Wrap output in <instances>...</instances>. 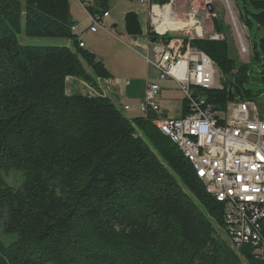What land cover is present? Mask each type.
I'll return each mask as SVG.
<instances>
[{
	"label": "trees",
	"instance_id": "trees-1",
	"mask_svg": "<svg viewBox=\"0 0 264 264\" xmlns=\"http://www.w3.org/2000/svg\"><path fill=\"white\" fill-rule=\"evenodd\" d=\"M108 1L95 0L91 14L109 11ZM70 2L0 0V264H264L249 245L236 251L218 235L215 224L229 237L224 204L179 146L152 119L128 117L98 92L96 78L110 73L79 45ZM244 2L241 22L264 28V0ZM125 23L129 35L143 34L136 12ZM185 28L204 35L194 18L168 19L164 31ZM214 28L224 39L184 42L225 76L223 89L204 92L225 110L238 97L252 100L250 69L231 55L229 28L219 19ZM22 32L72 39L75 48L25 45ZM148 37L159 35L149 29ZM68 77L95 94H67ZM12 169L23 172L18 187L6 179Z\"/></svg>",
	"mask_w": 264,
	"mask_h": 264
},
{
	"label": "built area",
	"instance_id": "built-area-1",
	"mask_svg": "<svg viewBox=\"0 0 264 264\" xmlns=\"http://www.w3.org/2000/svg\"><path fill=\"white\" fill-rule=\"evenodd\" d=\"M79 2L91 17L92 32L111 29L106 23L108 11L91 14L95 0ZM141 2L149 4L154 26L151 30L159 35L150 40L151 50L146 57L157 69L158 80L147 85L138 108L143 115L150 111L162 114L165 109L174 112L173 99L162 96V82L176 84L187 111L182 117L160 119L156 125L164 128V134L172 140L186 145L187 151L204 166L211 189L219 193V201L224 204V218L232 220L229 239L233 248L239 251L249 245L253 255L264 260V119L253 100L239 97L229 102L225 110H216L204 92L224 88L226 79L217 63L204 51L185 43V38L164 39L170 31L161 33L154 24V8L160 4L154 0ZM236 29L241 51L246 52L243 33ZM72 32L77 33L76 24ZM124 106L126 111L131 109L128 104Z\"/></svg>",
	"mask_w": 264,
	"mask_h": 264
},
{
	"label": "crops",
	"instance_id": "crops-1",
	"mask_svg": "<svg viewBox=\"0 0 264 264\" xmlns=\"http://www.w3.org/2000/svg\"><path fill=\"white\" fill-rule=\"evenodd\" d=\"M156 1V0H154ZM22 2V1H21ZM71 13L75 24L77 25V40L85 44V50L96 54L104 63L110 73L108 78H96V89L104 93L120 109L125 110L124 105H130L131 109L124 111L128 117L134 118L145 116L156 121L165 119L170 116L182 117L186 113V105L182 100V94L177 89L176 84L172 81H163L164 88L162 96L173 99L174 112L168 109L162 114L150 111L143 115L138 108L139 103L144 98L147 85L158 80L157 69L147 61L146 57L151 50L150 39L148 37L147 23L150 15L149 4L129 3L125 10L119 16H112L109 8V17L106 23L111 27L109 30L99 29L97 32L90 30L91 17L89 13L81 6L79 0H71ZM136 12L139 16L143 28L141 36H132L127 33L125 16L128 12ZM165 29V28H164ZM53 45H66L74 47L72 39H60ZM86 70L91 73V67L83 61ZM67 94L87 95L95 94L93 89L84 80L77 77L67 78Z\"/></svg>",
	"mask_w": 264,
	"mask_h": 264
},
{
	"label": "rangeland",
	"instance_id": "rangeland-1",
	"mask_svg": "<svg viewBox=\"0 0 264 264\" xmlns=\"http://www.w3.org/2000/svg\"><path fill=\"white\" fill-rule=\"evenodd\" d=\"M19 1H22V3L25 2V0ZM137 1L139 0H133V2L135 3H137ZM156 1L160 4V7L171 4L172 10L184 20L190 19L191 17L189 16L196 12V14L194 15V19L197 22L196 26H202L204 30V35L198 36L196 30H194L193 28H185L176 31H170L168 34L169 37L181 39L188 37L213 38L216 37V35H223L215 31L214 19H219L223 22L224 25L229 28L226 36L232 47L231 55L237 59L238 65L249 66L250 79L246 84V88L252 91V97L250 98L256 103L260 115L264 119V48L262 47V40L264 39V28H260L258 22L255 19H253V25H251L250 27H247L241 22L239 18V10H244V0H170L169 2L163 4L160 2V0ZM248 1L249 0H247V2ZM129 3H132V0H109L107 6L110 8L112 16H119V14H121L125 10L126 6ZM122 16L123 13L121 17ZM232 17L235 18L239 31L243 33L244 42L247 48L246 52L241 51L240 41L237 36V29L234 25V20ZM147 29H154L150 15L148 18ZM18 37L20 42L25 45L49 46L57 43V41H62L55 38H33L26 36L24 32L19 34ZM81 43L82 42L80 41L79 44ZM114 103H116V101H114ZM5 176L8 183L14 187H18L24 180L23 172L18 169H12V171L7 173ZM201 180L204 183V180L202 178ZM215 227L218 230V235L221 238L227 240L230 245H232L225 229L217 224H215ZM3 232L4 229L2 226V221H0V238L5 240L7 237ZM9 237L10 238L8 242H10L14 238L12 236Z\"/></svg>",
	"mask_w": 264,
	"mask_h": 264
},
{
	"label": "bare ground",
	"instance_id": "bare-ground-1",
	"mask_svg": "<svg viewBox=\"0 0 264 264\" xmlns=\"http://www.w3.org/2000/svg\"><path fill=\"white\" fill-rule=\"evenodd\" d=\"M230 9V8H229ZM155 12V19L154 24L159 32H168L167 30L164 31V28L168 22V19H172L175 22H183L184 19L180 18L179 15L172 10L171 4H167L164 7H158L156 6L154 8ZM214 16V15H213ZM189 17L194 18L193 14H191ZM218 18V17H217ZM234 22L235 18L232 17ZM188 19V18H187ZM238 28L237 23L235 24ZM239 29V28H238ZM83 44V43H81ZM161 132L164 134V128H159ZM175 143H177L180 147V149L183 151V153L189 158L191 161L194 169L197 171V173L200 175V177L204 180V183L206 185L207 191L212 194L217 200H219V193H215L213 189H211V179L207 177V172L204 171V166L200 165V161L198 159L194 158V155H191L190 152L187 151V146L184 144H181L179 140H173ZM226 225H227V231L232 232V220H229L228 218H224ZM229 234V233H228Z\"/></svg>",
	"mask_w": 264,
	"mask_h": 264
}]
</instances>
